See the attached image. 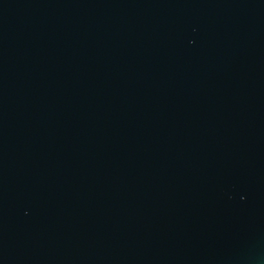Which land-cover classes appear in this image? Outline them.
Wrapping results in <instances>:
<instances>
[{"label":"water","instance_id":"1","mask_svg":"<svg viewBox=\"0 0 264 264\" xmlns=\"http://www.w3.org/2000/svg\"><path fill=\"white\" fill-rule=\"evenodd\" d=\"M0 264H264V0H0Z\"/></svg>","mask_w":264,"mask_h":264}]
</instances>
